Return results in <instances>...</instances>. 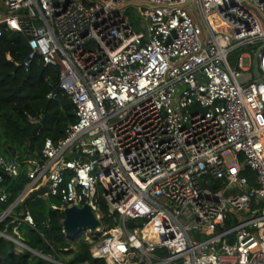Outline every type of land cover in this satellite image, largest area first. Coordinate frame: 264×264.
I'll return each mask as SVG.
<instances>
[{
  "label": "built area",
  "instance_id": "2783aa9c",
  "mask_svg": "<svg viewBox=\"0 0 264 264\" xmlns=\"http://www.w3.org/2000/svg\"><path fill=\"white\" fill-rule=\"evenodd\" d=\"M9 30L17 65L60 67L77 119L31 157L0 153L1 203L4 174L29 177L0 222L48 186L62 211L107 205L114 225L86 235L103 264H264V0H0ZM0 237L29 250L17 226Z\"/></svg>",
  "mask_w": 264,
  "mask_h": 264
},
{
  "label": "trees",
  "instance_id": "16d2710c",
  "mask_svg": "<svg viewBox=\"0 0 264 264\" xmlns=\"http://www.w3.org/2000/svg\"><path fill=\"white\" fill-rule=\"evenodd\" d=\"M28 52V43L21 33L9 30L0 35V153L6 157L28 158L35 151L41 152L47 137L59 140L69 123L77 119L73 101L59 86L60 67L46 64L40 58L33 59L28 68L17 65L16 62L23 60ZM51 91L56 95L49 98L47 94ZM29 115L42 116L41 126L35 134L36 124L30 122ZM245 173L254 183L253 171L247 167ZM28 180L24 169L16 176L4 174L2 184L10 195L7 202H0V211L20 194ZM47 198L28 195L15 207L13 215L0 222V228L8 226L14 233V226H17L22 240L45 255L59 257L66 247L76 244L70 263L103 264V259L92 255L86 232L75 242L66 238L62 223L64 212L50 205ZM25 210L33 215L35 226L20 219ZM100 210L103 225H114L105 203L100 205ZM100 234L101 231L90 235L97 238ZM0 264H47V261L28 249L19 251L13 241L0 237Z\"/></svg>",
  "mask_w": 264,
  "mask_h": 264
},
{
  "label": "water",
  "instance_id": "95a60500",
  "mask_svg": "<svg viewBox=\"0 0 264 264\" xmlns=\"http://www.w3.org/2000/svg\"><path fill=\"white\" fill-rule=\"evenodd\" d=\"M258 51L254 56L253 71L255 77H259L258 70ZM41 123L37 124L34 128V134L38 132ZM49 187H42L39 190H36L32 193V196L43 194L48 191ZM46 198V196L44 195ZM63 231L66 235V238L70 241H76L83 232L96 233L100 232V229L103 225L102 220L95 214L90 205L85 204L83 206H67L63 210ZM30 251H34L39 255L46 256L45 254L39 252L38 250L29 247Z\"/></svg>",
  "mask_w": 264,
  "mask_h": 264
},
{
  "label": "rangeland",
  "instance_id": "374dc122",
  "mask_svg": "<svg viewBox=\"0 0 264 264\" xmlns=\"http://www.w3.org/2000/svg\"><path fill=\"white\" fill-rule=\"evenodd\" d=\"M130 19L134 25V27L136 29H139V26H138V13H137V8L135 5H133L130 9ZM190 13L192 14V16L195 18L193 12H191L190 10ZM257 46L256 45H250L248 47H244L242 48L241 51H251L252 49H256ZM243 62H244V65H249V56H244V59H243ZM28 166L25 164L23 166V169H26ZM47 200H49V203L50 205L51 204H57V205H61L62 204V201L59 197L57 196H49L47 198ZM87 234V232H86ZM75 242V241H73ZM90 244V242H89ZM23 247H21L22 249ZM66 250H63L62 252L59 253V257L53 255V254H47L46 256H42L46 261H47V264H69L71 258L74 256V252L76 251L77 247H76V244H71L70 246L66 247L65 248ZM33 255H39L37 254L36 252L34 251H31ZM72 264V263H70ZM75 264H90L88 262H85V263H75Z\"/></svg>",
  "mask_w": 264,
  "mask_h": 264
}]
</instances>
